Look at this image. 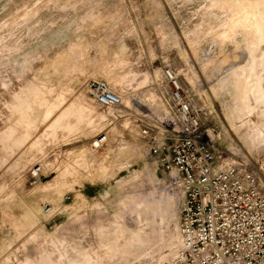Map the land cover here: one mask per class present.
Segmentation results:
<instances>
[{"label": "rangeland", "instance_id": "obj_1", "mask_svg": "<svg viewBox=\"0 0 264 264\" xmlns=\"http://www.w3.org/2000/svg\"><path fill=\"white\" fill-rule=\"evenodd\" d=\"M167 69L220 165L244 161L264 183V0H0V264L179 251L183 194L140 134L168 125ZM97 80L122 106L92 99Z\"/></svg>", "mask_w": 264, "mask_h": 264}, {"label": "built area", "instance_id": "obj_2", "mask_svg": "<svg viewBox=\"0 0 264 264\" xmlns=\"http://www.w3.org/2000/svg\"><path fill=\"white\" fill-rule=\"evenodd\" d=\"M163 95L168 100V125L157 130L140 124V134L182 191V246L166 264H264V183L252 165L242 161L220 165L203 129L202 117L188 89L170 69ZM88 91L104 107H120L123 98L105 81H92ZM103 135L95 142L101 146ZM41 178V165L32 171Z\"/></svg>", "mask_w": 264, "mask_h": 264}, {"label": "bare ground", "instance_id": "obj_3", "mask_svg": "<svg viewBox=\"0 0 264 264\" xmlns=\"http://www.w3.org/2000/svg\"><path fill=\"white\" fill-rule=\"evenodd\" d=\"M99 140V139H98Z\"/></svg>", "mask_w": 264, "mask_h": 264}]
</instances>
